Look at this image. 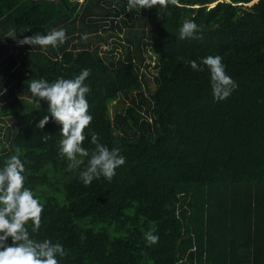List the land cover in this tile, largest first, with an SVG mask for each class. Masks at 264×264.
Instances as JSON below:
<instances>
[{
	"label": "trees",
	"instance_id": "16d2710c",
	"mask_svg": "<svg viewBox=\"0 0 264 264\" xmlns=\"http://www.w3.org/2000/svg\"><path fill=\"white\" fill-rule=\"evenodd\" d=\"M254 1L133 0L129 10V0H0V122L12 121L0 163L24 153L26 183L45 204L33 235L65 246L60 264H264V0ZM192 17L200 30L181 40ZM58 27L68 39L57 48L17 43ZM125 29L136 43L108 34L106 49L97 44L101 31ZM217 54L239 85L221 102L207 69L187 63ZM83 68L90 128L126 156L111 181L89 186L59 154L60 125L36 127L48 105L33 109L28 90ZM151 226L160 239L149 247Z\"/></svg>",
	"mask_w": 264,
	"mask_h": 264
},
{
	"label": "clouds",
	"instance_id": "9594fccd",
	"mask_svg": "<svg viewBox=\"0 0 264 264\" xmlns=\"http://www.w3.org/2000/svg\"><path fill=\"white\" fill-rule=\"evenodd\" d=\"M136 2L144 8L150 0ZM133 6V0H129V10ZM199 30L195 18H187L178 29L179 38H192ZM82 38L87 37L85 35ZM67 39V29L58 27L46 34L25 36L17 40V43L47 50L49 46L57 48ZM187 63L193 70L207 69L212 97L216 102L227 100L239 87L236 80L227 73L221 55H206L200 59L199 64L195 60ZM90 75L91 69L83 68L70 78L59 76L50 81L39 77L28 83L33 109L40 111L41 101L48 105L47 114L39 119L36 127L44 129L50 120L60 125L59 154L68 161L70 171H78L79 179L85 186L101 177L111 181L117 175L116 170L126 163V156L120 148H110L102 143L99 133L90 128L94 119L89 111L88 95L91 88L86 83ZM86 129L90 134L89 143L94 146L91 149L84 146V141L89 138ZM23 155L17 148L14 154L0 163V264H60V260L68 254L65 246L59 240L37 239L33 235L40 229L45 204L26 183L27 161L22 159ZM143 238L147 246L156 245L160 239L157 228L151 226L144 231ZM178 264H184V261Z\"/></svg>",
	"mask_w": 264,
	"mask_h": 264
},
{
	"label": "rangeland",
	"instance_id": "374dc122",
	"mask_svg": "<svg viewBox=\"0 0 264 264\" xmlns=\"http://www.w3.org/2000/svg\"><path fill=\"white\" fill-rule=\"evenodd\" d=\"M257 0H255L254 2H256ZM80 2H82V0H80ZM214 5V4H213ZM78 24H80V23H78ZM81 26V25H80ZM149 26V25H148ZM105 31L103 30V31H101V35H102V37H103V42H99V43H97V44H99L100 46H102V50H104V49H106V43H105V38H107V35L108 34H114V36H118L119 37V39H120V41L121 42H123L124 44H126V39L127 38H133L134 39V42L136 43L137 41H138V37L140 36V35H138V36H136L135 34H133V30H131V29H125L124 30V32H121V33H119V32H111V33H104ZM134 36H136V37H134ZM118 37H115V38H118ZM112 40L113 39H110V40H108V42L112 45L113 43H112ZM114 40H118V39H114ZM96 45V44H95ZM118 48L116 49V53H118V54H121V46H117ZM150 60V59H149ZM6 59L5 58H0V71L6 66ZM151 67H153V69H152V73H153V75L154 74H156V71H155V69H154V62L152 61V63H151ZM19 69V68H18ZM150 87H151V89L152 90H154V88H155V86H154V84L153 83H151V85H150ZM148 92H146V94H147ZM128 102H129V100H128ZM116 109V110H115ZM117 110H118V105H117V101L116 100H113L112 102H111V105H110V115L112 116V118L116 115V112H117ZM0 125L2 126V130H0V140L1 139H3V137H4V133L6 132L5 131V128L6 127H9L10 125H12V121L11 120H9V119H6V121L5 122H3V123H1L0 122Z\"/></svg>",
	"mask_w": 264,
	"mask_h": 264
},
{
	"label": "water",
	"instance_id": "95a60500",
	"mask_svg": "<svg viewBox=\"0 0 264 264\" xmlns=\"http://www.w3.org/2000/svg\"><path fill=\"white\" fill-rule=\"evenodd\" d=\"M245 6H247V5H245Z\"/></svg>",
	"mask_w": 264,
	"mask_h": 264
}]
</instances>
